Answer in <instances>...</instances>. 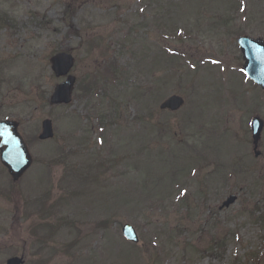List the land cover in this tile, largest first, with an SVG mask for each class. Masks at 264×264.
<instances>
[{
  "label": "rangeland",
  "instance_id": "rangeland-1",
  "mask_svg": "<svg viewBox=\"0 0 264 264\" xmlns=\"http://www.w3.org/2000/svg\"><path fill=\"white\" fill-rule=\"evenodd\" d=\"M243 34L264 39V0H0V120H19L34 158L18 182L0 164V264H264V129L258 156L248 132L264 92L240 71ZM162 49L188 65L165 69ZM60 52L77 82L50 105ZM172 94L184 107L160 111ZM45 118L55 135L36 141Z\"/></svg>",
  "mask_w": 264,
  "mask_h": 264
},
{
  "label": "water",
  "instance_id": "water-1",
  "mask_svg": "<svg viewBox=\"0 0 264 264\" xmlns=\"http://www.w3.org/2000/svg\"><path fill=\"white\" fill-rule=\"evenodd\" d=\"M240 47L244 59L246 61L243 69L248 75L264 88V42L262 39H252L249 37H242L239 39ZM52 68L57 76L65 75L68 73L73 65L72 57L68 55H57L51 59ZM74 79L71 77L68 82L59 85L55 94L51 98L52 103L70 102L71 100V87ZM184 103V100L179 96H172L167 99L161 108H168L172 111L178 110ZM263 123L259 119L253 122V137L255 149L257 142L260 138ZM18 123L4 121L0 123V159L3 165L8 169L13 180H18L24 172L32 164V156L30 155L27 146L18 131ZM53 136L52 124L50 120L43 122V130L40 139H48ZM259 152H256L258 155ZM235 200V197H230L225 203L228 206ZM123 233L127 239L138 242V237L135 230L126 225L123 228ZM7 264H22V259L12 258L8 260Z\"/></svg>",
  "mask_w": 264,
  "mask_h": 264
},
{
  "label": "trees",
  "instance_id": "trees-1",
  "mask_svg": "<svg viewBox=\"0 0 264 264\" xmlns=\"http://www.w3.org/2000/svg\"><path fill=\"white\" fill-rule=\"evenodd\" d=\"M82 91H86V92H88L87 90H83V89H82ZM169 235H170V233H167V236H169Z\"/></svg>",
  "mask_w": 264,
  "mask_h": 264
}]
</instances>
